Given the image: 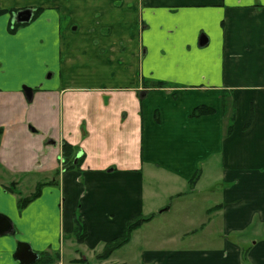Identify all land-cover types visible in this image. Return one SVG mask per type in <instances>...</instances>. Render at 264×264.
<instances>
[{
  "label": "crops",
  "instance_id": "crops-1",
  "mask_svg": "<svg viewBox=\"0 0 264 264\" xmlns=\"http://www.w3.org/2000/svg\"><path fill=\"white\" fill-rule=\"evenodd\" d=\"M0 7L42 9L18 41L8 36V19L0 30V51L31 48L36 63L16 86L0 84V214L13 225L0 234V264H19V243L59 255L56 264H119L116 252L97 256L129 222L154 221L205 179L216 203L201 230L216 225L217 245L164 248L179 238L148 240L149 222L127 246L143 241L142 264H243L245 251L249 264H264V0H0ZM201 106L215 112L192 117ZM64 143L76 161L84 157L78 168L63 166ZM25 186L29 197L40 193L20 208L16 194ZM77 220L86 228L82 242Z\"/></svg>",
  "mask_w": 264,
  "mask_h": 264
},
{
  "label": "rangeland",
  "instance_id": "rangeland-1",
  "mask_svg": "<svg viewBox=\"0 0 264 264\" xmlns=\"http://www.w3.org/2000/svg\"><path fill=\"white\" fill-rule=\"evenodd\" d=\"M14 15V13H7L0 16V30L2 26L6 24V19H8V36L18 41L16 35L22 30L21 28L23 26L18 28L14 33L10 31L11 24L14 25L16 23L15 20H13ZM10 21L11 23H9ZM66 22L67 20H63L64 24ZM0 52H2L0 54L1 87L8 88L16 86V80L20 79L19 76H25L31 66L35 65L36 67V63L33 62L34 59L31 48L18 50V48L13 49V47H8L7 49H2ZM53 178L54 177H49L46 180L44 177H39L36 178V181H52ZM208 184L209 182L205 179L197 191L193 192L189 189L186 190L185 194L174 202V206L169 212H162L167 207L163 210L161 209L163 214L158 215V218L151 221L152 223L144 226L143 235L151 236L148 240H152V236L155 234L158 240H162V242H166L173 237H178V242L175 245L171 247L163 246L164 248L171 249H205L208 246L217 245L218 242L215 235L218 234V228L216 225L206 226L208 228L205 229V231L201 230V226L207 224L209 218L208 213L216 203V200L213 198L214 193H207L206 191V186ZM22 192V194L18 193L16 195L21 198H27L32 193L26 191V186L22 188ZM192 231L195 232L190 234ZM251 233L252 232L249 234ZM141 243H143L142 240L140 243L135 241L132 245L119 249L116 251L114 258L121 261L119 264H142L141 258L137 256L138 250L143 247Z\"/></svg>",
  "mask_w": 264,
  "mask_h": 264
},
{
  "label": "trees",
  "instance_id": "trees-1",
  "mask_svg": "<svg viewBox=\"0 0 264 264\" xmlns=\"http://www.w3.org/2000/svg\"><path fill=\"white\" fill-rule=\"evenodd\" d=\"M34 9V20L36 18H38L41 15L42 9L41 8H33ZM19 10H6V9H2L0 7V16L10 13H17ZM24 25H20L15 23L14 25L11 24L10 26V31L12 33L16 32L18 28L22 27ZM158 88H166L168 87V84L165 82H159L157 84ZM215 111L209 107L206 106H201L196 108L193 111L192 117L194 118H199L202 116H207V115H211L213 114ZM252 120V117L250 119V121ZM249 121V122H250ZM232 126L229 127V131L231 130ZM4 134V129L0 128V147H1V140ZM84 157H81L80 159H78L76 161V155L74 152V148L67 144L64 143L63 144V166L66 169H70V168H78L81 163L83 162ZM76 161V162H75ZM198 179V175L193 178V180H191V184H195L196 180ZM15 192V191H13ZM39 190H37L31 197L29 198H24V199H20L19 201V207L23 208L26 205H28L33 199L37 198L39 195ZM154 216H148V217H138L135 220L129 222L127 224V226L125 227L123 233L116 239L110 241L109 243H107L104 247V250L102 251L101 254H99L97 256V259L99 261H105L108 260L116 251H118L119 249H122L123 247L127 246L133 237V234L135 231H137L139 228H141L144 224L149 223L153 220ZM75 235L76 237L79 239L80 242H82L85 237H86V228L85 225H83L80 220H77L76 223V231H75ZM243 264H249L247 261V253L246 251L243 252ZM59 261V255H54V256H50L48 254L46 255H41L40 256V260L36 263V264H56Z\"/></svg>",
  "mask_w": 264,
  "mask_h": 264
},
{
  "label": "water",
  "instance_id": "water-1",
  "mask_svg": "<svg viewBox=\"0 0 264 264\" xmlns=\"http://www.w3.org/2000/svg\"><path fill=\"white\" fill-rule=\"evenodd\" d=\"M34 18V11L31 8L20 10L17 12L13 20L17 24L27 25L32 22ZM208 43V38H201L200 45L204 46ZM23 92L28 99L32 101L34 97V90L27 86L23 87ZM53 144V142H51ZM13 227L12 222L6 216L0 214V234H5L11 230ZM14 260L19 262V264H36L40 260V255L33 251L32 247L26 243H19L18 248L14 254Z\"/></svg>",
  "mask_w": 264,
  "mask_h": 264
}]
</instances>
